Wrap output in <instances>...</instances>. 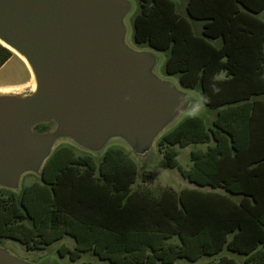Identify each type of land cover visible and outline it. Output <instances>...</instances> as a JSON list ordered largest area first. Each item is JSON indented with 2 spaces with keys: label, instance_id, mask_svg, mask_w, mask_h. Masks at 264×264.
I'll list each match as a JSON object with an SVG mask.
<instances>
[{
  "label": "trees",
  "instance_id": "1",
  "mask_svg": "<svg viewBox=\"0 0 264 264\" xmlns=\"http://www.w3.org/2000/svg\"><path fill=\"white\" fill-rule=\"evenodd\" d=\"M137 2L134 43L165 53L164 73L210 97L213 115L210 124L183 118L157 144L169 168L179 166L174 146L207 145L181 174L212 191H133L137 166L123 148L108 147L97 162L61 146L39 182L0 198V239L32 250L70 237L74 248L58 253L72 262L91 253L104 264H264V0ZM11 56L0 45V67ZM223 251L244 259L215 260Z\"/></svg>",
  "mask_w": 264,
  "mask_h": 264
},
{
  "label": "water",
  "instance_id": "2",
  "mask_svg": "<svg viewBox=\"0 0 264 264\" xmlns=\"http://www.w3.org/2000/svg\"><path fill=\"white\" fill-rule=\"evenodd\" d=\"M131 0H0V45L24 59L33 86L0 91V188L40 175L60 141L91 155L119 142L137 159L197 99L156 73L158 52L127 43ZM50 125L39 132L35 127ZM0 264L21 259L0 247Z\"/></svg>",
  "mask_w": 264,
  "mask_h": 264
},
{
  "label": "rangeland",
  "instance_id": "3",
  "mask_svg": "<svg viewBox=\"0 0 264 264\" xmlns=\"http://www.w3.org/2000/svg\"><path fill=\"white\" fill-rule=\"evenodd\" d=\"M133 3V9L131 13L126 18V25H127V35L126 40L127 43L135 48H146V47H138L133 41V17L138 12V2L137 0H131ZM178 5L182 6V0H173ZM258 17L264 20V11L261 12ZM159 63L156 67V73L162 78H170L177 83L176 77L167 76L164 73V63L166 60L165 53L158 52ZM25 65V64H24ZM21 62V60L12 53V56L0 67V86H7V85H14L23 83L28 80L29 78V70L27 71V67ZM178 84V83H177ZM33 86V81L30 83V88ZM28 90V89H27ZM24 90V91H27ZM193 95L198 101L200 94L199 90H192ZM206 119L207 123L210 124L211 120L213 119L212 113L204 106V111L201 112L199 115ZM186 116L182 114L177 123L181 121ZM176 123V124H177ZM175 124V125H176ZM174 126V125H173ZM172 126V127H173ZM170 127L169 129H171ZM168 129V130H169ZM61 146H69L73 149L76 155H85L88 154L86 151L72 145L67 141H60L55 148ZM109 147H121L123 148L130 157L134 160L137 166V175L135 179V183L132 185L131 189L133 191H143L152 196H159L160 193L165 189H173L179 192L185 188H191V184L182 176L181 172L183 170L187 171V168L190 165V148H179L178 146H174V150L176 151V159L179 164L176 168H169L167 166V160L164 156L163 150L157 144V140L154 145V156L145 161H141L134 157L126 147H124L119 142H112ZM102 155V154H101ZM101 155H93L95 161L99 162ZM40 180L39 175L35 174H26L21 177L20 186L17 191H11L0 188V198L1 197H8L9 195H14L15 197H19L21 190L29 186L33 183H37ZM66 246L70 249H73L75 246V242L70 237H64L61 240L51 244L48 247L43 249H32L28 250L23 244L19 243L18 241L11 240L8 238H1L0 239V247L5 248L13 255L24 259L28 262L38 263L41 261H49L53 264H82L86 262H90L92 264H104V262L99 261L96 257L91 255V253H84L79 260L76 262H72L69 259V256L66 255L65 257H61L58 253V249L62 246ZM224 255L226 251H223ZM212 258L203 257L196 263L189 262L185 259H178L173 264H204L207 261L211 260Z\"/></svg>",
  "mask_w": 264,
  "mask_h": 264
},
{
  "label": "crops",
  "instance_id": "4",
  "mask_svg": "<svg viewBox=\"0 0 264 264\" xmlns=\"http://www.w3.org/2000/svg\"><path fill=\"white\" fill-rule=\"evenodd\" d=\"M22 62V61H21ZM23 63V62H22ZM23 65H24V63H23ZM25 66V65H24ZM25 68H26V66H25ZM27 69V68H26ZM27 71H28V69H27ZM29 72V71H28ZM221 77H223L222 75H221ZM31 81H32V77H31V74H30V72H29V78H28V80L27 81H25V82H23V83H19V84H14V85H7V86H0V91H15V92H22V91H24V90H27V89H29L30 88V83H31ZM190 148V153L192 152V151H195V150H205L206 149V147H207V145H189V146H187V147H185V148ZM190 155V154H189ZM191 165H192V162H190V165H189V167L187 168V170H189L190 168H191ZM191 184V188L190 189H192V188H198V189H200V190H202V191H204V192H209V191H212V189H210V188H208V187H204V188H199V187H197L196 185H194V184H192V183H190ZM223 253V252H222ZM220 254V255H218V256H216L215 257V260L216 259H218L219 258V256H221V255H224V254ZM226 254H227V256H232L235 260H237V262H239V263H241L242 261H243V257H239V256H236V255H230L228 252H226ZM205 264V263H204Z\"/></svg>",
  "mask_w": 264,
  "mask_h": 264
},
{
  "label": "clouds",
  "instance_id": "5",
  "mask_svg": "<svg viewBox=\"0 0 264 264\" xmlns=\"http://www.w3.org/2000/svg\"><path fill=\"white\" fill-rule=\"evenodd\" d=\"M213 79L215 80V78ZM211 89L213 93L219 92V89L215 86V83L211 85ZM210 102V97L206 95H200L198 101L193 106H191L187 110L181 109V111L186 117L195 118L199 116L202 111H204V106Z\"/></svg>",
  "mask_w": 264,
  "mask_h": 264
},
{
  "label": "bare ground",
  "instance_id": "6",
  "mask_svg": "<svg viewBox=\"0 0 264 264\" xmlns=\"http://www.w3.org/2000/svg\"><path fill=\"white\" fill-rule=\"evenodd\" d=\"M27 67V69L29 70V67L27 66L26 62L24 61V59L22 57H20L19 55H17L16 53H14ZM30 72V70H29ZM31 74V73H30Z\"/></svg>",
  "mask_w": 264,
  "mask_h": 264
},
{
  "label": "flooded vegetation",
  "instance_id": "7",
  "mask_svg": "<svg viewBox=\"0 0 264 264\" xmlns=\"http://www.w3.org/2000/svg\"><path fill=\"white\" fill-rule=\"evenodd\" d=\"M3 189V188H2ZM7 190V189H6ZM12 240V239H11ZM16 241V240H15Z\"/></svg>",
  "mask_w": 264,
  "mask_h": 264
}]
</instances>
